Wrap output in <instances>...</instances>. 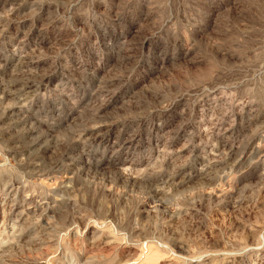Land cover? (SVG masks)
<instances>
[{
    "label": "rangeland",
    "instance_id": "1",
    "mask_svg": "<svg viewBox=\"0 0 264 264\" xmlns=\"http://www.w3.org/2000/svg\"><path fill=\"white\" fill-rule=\"evenodd\" d=\"M264 264V0H0V264Z\"/></svg>",
    "mask_w": 264,
    "mask_h": 264
},
{
    "label": "bare ground",
    "instance_id": "2",
    "mask_svg": "<svg viewBox=\"0 0 264 264\" xmlns=\"http://www.w3.org/2000/svg\"><path fill=\"white\" fill-rule=\"evenodd\" d=\"M73 264V263H72Z\"/></svg>",
    "mask_w": 264,
    "mask_h": 264
}]
</instances>
